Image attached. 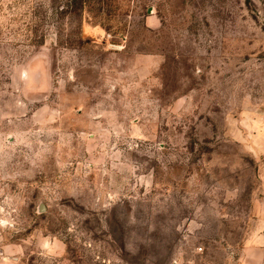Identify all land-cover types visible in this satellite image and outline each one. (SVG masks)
Wrapping results in <instances>:
<instances>
[{
  "label": "rangeland",
  "instance_id": "obj_1",
  "mask_svg": "<svg viewBox=\"0 0 264 264\" xmlns=\"http://www.w3.org/2000/svg\"><path fill=\"white\" fill-rule=\"evenodd\" d=\"M0 264H264V0H0Z\"/></svg>",
  "mask_w": 264,
  "mask_h": 264
}]
</instances>
